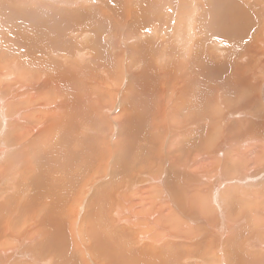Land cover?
Segmentation results:
<instances>
[{
	"label": "bare ground",
	"instance_id": "bare-ground-1",
	"mask_svg": "<svg viewBox=\"0 0 264 264\" xmlns=\"http://www.w3.org/2000/svg\"><path fill=\"white\" fill-rule=\"evenodd\" d=\"M15 1L1 0L0 4L3 7L7 5L11 10H15V7L20 8V4H26L29 11L28 16L25 17L29 23L22 28L31 30L24 33L19 27L8 26V29H11H6L7 32L0 34V62L5 66L0 68V264L50 263L52 257L47 255L40 259L37 258V251L31 246V242L33 243V239L39 236L43 226H48L47 223L43 225L39 214L47 213L46 205L51 202L50 195L56 196L60 191L68 189L64 185L67 178L71 180L67 181L69 189L75 194H73L74 206L72 210H69L70 214L67 217L74 224L77 219L80 220L79 227L78 225L73 226L78 231L75 229L77 231L75 235L73 233L70 235L79 246L80 238L78 240L77 238L81 235L84 238L81 233L84 229L87 233L95 229L96 225L104 223L106 229L103 235L97 239L95 237L94 242L98 243L96 247L100 255L106 257L112 252V255H108L105 260L110 261L115 256V264H137L142 261L150 264L152 260L149 258L151 256L154 258L158 254L153 252V247L151 248L149 243L158 242V236L150 238V232L147 233V231L149 227L158 228L165 225L167 231L176 229L177 232L165 233L168 239L161 244H156L162 249L167 245L168 240L170 242L184 241L179 243L181 249L184 248L192 253L201 246L205 250L207 248L208 254L203 255L202 260L206 264H264V251L258 250L259 252L255 253L247 247L245 249L248 240L251 247L257 248V244L252 245L257 239L254 233L264 231V54L261 53L264 48V24H260L259 27L256 25L259 28L257 36L248 37V31L251 30V27H248L249 17L255 19L258 16L253 14L245 16L244 14L247 8L253 9L251 8L253 6L249 7L246 2L242 5L240 0H205L207 7L205 10L202 8L203 14L210 18V26L217 32L209 37L206 27L196 16L199 4L196 5L194 0H185V2L184 0H173L175 5H168L167 0H122L123 3L113 0L111 4L115 13L119 14L117 16H107L105 13L107 10L100 8L104 7V2L102 6L99 3L108 2V0H85V2H94L93 5L90 2L91 6L88 9L96 10L99 16H92L93 18L90 16L91 19L88 16H77L76 18L73 16L66 20L55 18L66 15L63 14L65 9L54 7L49 2ZM82 1L53 0L55 4L79 3L81 7L83 6ZM253 3L260 6L261 13L264 12V0H253ZM83 9L87 7L79 8L75 12H83ZM47 11L57 13V15H43V12ZM72 12L74 13L73 10ZM9 14L18 16L13 13ZM67 15L72 16V14ZM259 18L261 22L264 21L263 15ZM93 24L96 25L92 28ZM31 27L36 30V33ZM58 28L70 29L66 39L62 40L59 45L62 54L50 50L44 56L39 55L40 58L37 55H31L33 44L41 41L42 35L48 34L49 40L53 42L64 37ZM33 36L36 37L32 38ZM9 39L15 41L19 48L27 49L25 60L20 57L23 51L14 58L7 55L9 50L5 49L6 40ZM224 39L228 41L235 39L236 49H231V53L225 54L226 51L223 49L225 42L223 41L226 40ZM248 40L254 41V45L249 48L248 52H241L238 56H241L243 60L246 58L249 66L252 67L248 70V79L252 87L255 86L252 83L253 80L259 82L255 92L250 85L249 92L246 87L237 91L236 95L231 91L233 97L228 103L226 83L216 80L212 83L214 86L210 94L216 97L217 103L219 97L222 99V107L220 105L219 107L205 106L200 100H192L189 96L196 93L195 87L200 79L199 76L207 77L208 73L211 74L213 57L220 55L230 60L245 47ZM211 42L213 44H210ZM32 69L33 74H31ZM140 69L142 74L133 75L134 71ZM107 70H110V73H107ZM214 76L216 79L219 78ZM105 77L112 79L118 85L119 83L122 85L124 81L126 83L133 81V88H130L132 89L130 91L126 87L123 92L117 88V95L119 96L120 93L123 97L117 98L116 101L114 97L111 104L108 102L109 105L101 104L99 97L105 99L101 94L103 89L101 88L100 96L96 98L94 91L98 88H94L92 84H97ZM169 79H172L171 82L166 84ZM171 87H173V93L170 98L172 95L177 96L168 111L170 114L173 109L176 110L172 114L177 118L174 126L184 124L190 129V124H197L198 128H202L204 123L202 124L201 121L204 117H198V113L206 116H209L208 113H214L215 116H221L220 122L223 120L222 123L227 125V128L224 129L223 124L221 127V123L216 122L219 121L217 116L218 119L215 117L216 120L212 121L210 129H206L208 130L206 136L200 135L202 139L199 143L195 141L188 144L184 143L185 140L181 141L182 139L177 141L176 137L174 139L170 134L165 137L154 135L153 131L157 128L161 131V123L159 124L158 119L162 116L163 110L167 108L166 104L161 103L166 96L163 88L168 90ZM251 92L252 97L249 102L238 105V103L247 101ZM154 97L160 100L156 111L159 110L158 107H162V111L156 116H153V112L142 116L143 110L140 105H137L135 112H121L123 113L122 117L120 116L121 119L112 116V109L118 105L121 98L124 99L121 104L127 102L128 106L133 108L132 102L140 104L143 100H153ZM232 105L236 107L246 105V109L241 114L248 115L247 120H242L243 118L231 120V114L235 117L234 112L238 114L241 112V110H233ZM94 109L100 113L96 115ZM226 109L229 111L223 115ZM184 114L186 119L180 117ZM137 121L138 123L145 121L146 124L151 122L148 125V131L146 128L147 136L141 135V131L137 129H132L137 140L142 137L148 139L146 143L129 147L126 152V161L124 151L119 153L122 141L118 136L124 126L129 128L133 122L137 124ZM98 124L106 125L101 128ZM184 130L186 129L182 128L181 132ZM191 130L194 131L193 127L189 131ZM103 139H108V142L103 143ZM159 139L164 142V153L160 147L161 144H158ZM185 139L190 140L191 138ZM16 143L27 147L23 151V156L12 153L17 147ZM175 143H177L176 146L178 145L177 148ZM101 146L103 149H100ZM182 146L185 147L187 153L182 150V155L179 156L178 151ZM104 154L108 158L103 162L102 168L99 165V159ZM214 159H217L216 167L218 168L215 172L213 171L214 165L209 166V171L205 170L202 173L195 168L202 161L208 167V163ZM136 161L139 165L142 164L140 168L137 167ZM143 165H150L153 169H147ZM133 167L140 171L134 170ZM20 174L23 178L18 183L17 175ZM141 175L142 180L139 177ZM9 183L11 188L7 189ZM140 183H145L150 188L153 186L150 190L154 192V196L151 195L153 197L150 201V208L144 210V213L137 210L138 202L129 203L131 199L129 200L128 197L121 200L123 195L139 186ZM87 191L98 197V208L97 213L93 210L94 212L92 211L93 213L88 216L90 218L82 224L84 220L81 218L85 212L80 214V206H88L84 205L87 200ZM23 193H28L29 196L27 194L22 197ZM34 196L36 199H42L40 208L38 204V208L34 205L36 204ZM144 196L147 198L149 194L146 193ZM241 196L251 199L245 201ZM60 202L58 201V206ZM141 204L143 205L142 202ZM128 208L135 209V211L131 212L132 214H126ZM59 215L56 216L59 217ZM47 216L51 220L56 218L52 215ZM175 220L184 221L183 223L206 221L207 228L200 236V241L196 238L199 244H189L195 237L193 236L195 232H186L189 229L184 231L176 228ZM245 220L252 229L241 225ZM50 226L52 227V224ZM245 229L249 230L243 233ZM48 231L46 230L45 233L48 234ZM127 238L131 241L130 246H126L124 242ZM247 238L248 240L244 241ZM108 239L109 241L116 239L118 246L109 245L106 241ZM132 239H135L134 242L137 244H141L140 247L144 246L146 250L147 247L150 248L147 251L144 249V253L137 251L138 247ZM144 241L148 242L149 246L144 245ZM172 245L170 248L179 246L172 247ZM80 247L87 248L85 245L81 246V243ZM124 247H129L127 252L123 251ZM88 248L90 249V246ZM258 248L264 250V240L263 243L258 244ZM90 250L88 251L91 252ZM131 253H136L142 260L135 261V257L128 256ZM160 253L162 254L159 251ZM168 253H170L169 250ZM180 253L179 255L182 254ZM216 253L219 254L217 260ZM93 255L96 256L94 251ZM70 256L72 258L73 255ZM83 256L85 259L81 257L83 264H93L91 258L87 257V259L84 253ZM102 264L105 263L102 262ZM174 264H182V262L174 259Z\"/></svg>",
	"mask_w": 264,
	"mask_h": 264
},
{
	"label": "rangeland",
	"instance_id": "rangeland-1",
	"mask_svg": "<svg viewBox=\"0 0 264 264\" xmlns=\"http://www.w3.org/2000/svg\"><path fill=\"white\" fill-rule=\"evenodd\" d=\"M15 1V0H14ZM39 1H46L47 3L49 2V3H51V4H53V6L54 7H58L59 9L61 8L62 10H64L65 12L63 13V14H66V15H62V16H56L57 15V13H53V12H51V11H47L46 13H44L43 12V15H47V16H56L55 18H60V19H62V20H66V19H68V18H71V17H77V16H88L90 19H91V17L93 16H99V13L95 10V11H91L90 9H88V8H90V6H91V3H92V5L94 4V2H85V0H83L82 1V7H81V5L78 3V4H71V2L70 3H68V4H60V3H57V4H55L56 2H53V0H39ZM56 1V0H55ZM97 1H99V0H97ZM96 1V2H97ZM112 1L113 0H108V2L107 1H102L101 3H99L100 5L101 4H103V2H104V7H100L101 9H106L107 10V12H105L106 13V15L107 16H117V15H119V14H116L115 13V10H113L114 8H113V6H112ZM118 2H122V0H117ZM162 1H164V0H162ZM166 1V0H165ZM169 0H167V2L166 3H168V5H175L174 4V1L173 0H170V2H168ZM195 1V3H196V5L197 4H199V11L197 12V14H196V16H197V18H198V20L206 27L205 29H206V31H207V34H208V36L209 37H212L213 35H215V34H217V32H215L214 30H212V28H211V26H210V18L209 17H207L205 14H203V11H202V8L205 10V8L207 7V5H206V1L205 0H194ZM212 1V0H211ZM242 3V5H245L244 3L246 2V4H248V6L249 7H251V6H253V7H251V8H253V9H246V11H245V16H252L251 14H253V15H255V16H258L257 18H250L249 17V25H248V27H251V30H249L248 32H249V34H248V37L250 36V37H255V36H257V34H259V32H258V29L259 28H257L256 27V25H258V27H259V25L260 24H264V21H262L261 22V19L259 18V16H262L263 15V18H264V12H262L261 13V8H260V6L259 5H254V3H253V0H240ZM0 2H1V0H0ZM16 2V1H15ZM172 2V3H171ZM184 2H185V0H184ZM98 3V2H97ZM106 3V4H105ZM123 3V2H122ZM201 3H203V5H201ZM6 7H3L2 6V4H0V34L1 33H4V32H7V30H10L11 28H9L8 29V26H14V27H19V28H21L23 31H24V33H27L28 31H30L31 29L30 28H22V27H25V25L26 24H28L29 23V20L25 17V16H28V11H29V8H27L26 7V4H20L19 5V7L20 8H17V7H15V10H11L7 5H5ZM102 6V5H101ZM109 6V7H108ZM124 6H126V5H124ZM203 6V7H202ZM35 7H37V6H35ZM84 7H87V9H83V12L82 11H78V12H75V11H77V9H79V8H84ZM98 7V6H97ZM106 7V8H105ZM257 7H259V8H257ZM37 8H39V7H37ZM111 8V9H110ZM69 9V10H68ZM19 10H21L20 12H16V11H19ZM69 11V12H67V11ZM72 10L74 11V13L72 12ZM255 10V11H254ZM55 12V11H54ZM9 13H13V14H15V15H18V16H11V14H9ZM112 13H114V14H112ZM206 13H208V12H206ZM255 13V14H254ZM67 14H72V16H68ZM112 14V15H111ZM205 15V16H203V15ZM262 14V15H261ZM11 16V17H10ZM91 16V17H90ZM92 17V18H93ZM75 18H73V19H75ZM204 18H206V19H204ZM209 19V20H208ZM49 20V19H48ZM251 21V22H250ZM255 22H256V24H255ZM259 22V23H258ZM253 23V24H252ZM255 24V25H254ZM94 25H96V24H93L92 25V28L94 27ZM245 25V24H244ZM252 25V26H251ZM30 27V26H29ZM32 28V27H31ZM7 29V30H6ZM16 29V28H15ZM33 30H34V32L36 33V30L34 29V28H32ZM59 30H60V32H61V34L62 35H64V37H61V39L60 40H58L57 42H53V41H50L49 40V36H48V34L47 35H42L43 36V38H42V40L41 41H36L34 44H33V47H32V49H31V55H37V56H39V55H45V53H47V51H50V50H54L57 54H62V52L60 51V42L62 41V40H64V39H66V37H67V35L69 34V32H70V29L69 30H66V28H58ZM210 31V32H209ZM247 31V30H246ZM245 31V32H246ZM242 32V31H241ZM254 34V35H253ZM37 36V35H36ZM36 36H33L32 38H35ZM1 37V36H0ZM264 37V36H263ZM224 40H226L227 41V43H226V41H223V42H225L224 44H223V46H225L223 49L226 51L225 52V54L226 53H231L232 52V50L231 49H236L235 48V45H234V43H235V39H233V41H228V39H224ZM6 42H7V46H6V48H5V46H3V48H5V49H7V50H9V51H11V52H9V51H7L8 53H7V55H9L10 57H12V58H14V57H17V54H19L20 52H22L21 53V55H20V57H21V59L22 60H25L26 58H27V55H26V53L25 52H27V49L25 48L24 50L23 49H21V48H19L17 45H16V43H15V41H13V40H11V39H9V40H6ZM229 42V43H228ZM210 44H213V42H211ZM230 44H232V45H230ZM252 45H254V41L253 42H250L249 40L247 41V44L245 45V47L240 51V52H238V53H236L234 56H233V58H231L230 60H231V65L229 66V63H230V60L228 59V57H223V56H220V55H215L214 57H213V68L212 69H210L211 71H210V73L211 74H209L208 73V76L206 77L205 75H200L199 77H200V79L198 80V83H197V87H195V91H196V93H194L193 95H191V96H189L192 100H200V102H201V104L203 105H212L213 107H219V105H220V107H222V99L219 97L218 98V103L215 101V98L216 97H214V95H212V94H210V91H213L212 90V88H213V86H214V84H212L213 82H216V80H218V81H224L225 83H226V85H227V91H228V96L226 97V99H227V101H229V100H231V97H233V93L232 92H235V95H236V93H237V91H239V90H242L243 89V87H246V89L248 90V92L250 91L249 90V85H250V87L253 89V91L255 92V90H256V86L258 85V81L257 80H253L252 81V83L253 84H255V86L254 87H252L251 86V83H250V81H249V74H248V70H250L252 67H250L249 66V64H248V61H246V58H244V60L241 58V56L239 57L238 55H240V53L241 52H248L249 51V48L252 46ZM229 46V47H228ZM230 48V49H229ZM238 48H240V46L238 47ZM237 48V49H238ZM242 48V47H241ZM263 50H264V48H263ZM262 50V55L264 54V51ZM228 51V52H227ZM231 51V52H230ZM261 53H259V54H261ZM224 54V55H225ZM217 56V57H216ZM63 57V56H62ZM39 58H40V56H39ZM64 58V57H63ZM259 58V57H258ZM258 58H257V60H258ZM223 59V60H222ZM226 59V60H225ZM242 60V61H241ZM254 60V59H253ZM252 60V61H253ZM218 61V62H217ZM227 62V63H223V62ZM255 62V61H254ZM215 63V64H214ZM123 64V66H124V63H122ZM217 64V65H216ZM224 64H225V66H224ZM0 65H1V67L0 68H4L5 66L3 65V64H1V62H0ZM215 65H216V67H215ZM4 66V67H3ZM233 66V67H232ZM224 67H227V68H224ZM215 68V69H214ZM225 70V71H224ZM238 70V71H237ZM32 71V73L31 74H33V72H34V70L32 69L31 70ZM199 71V70H198ZM236 73H235V72ZM141 72V69L140 70H138V71H134L133 72V75H140V74H142V73H140ZM225 72V73H224ZM228 72H229V75H228ZM232 72V73H231ZM107 73H110V70H107ZM99 75H100V72L98 73ZM213 75H216V76H218L219 78H217L216 79V77L214 76L213 77ZM233 75V76H232ZM237 75H239V76H237ZM243 76H246V77H243ZM238 77V78H237ZM246 80H244V79ZM214 79V80H213ZM241 79V80H240ZM166 80H167V77H166ZM166 80H164V82H166ZM171 80L172 79H169L167 82H166V84H168V83H170L171 82ZM103 81V82H102ZM199 81H200V84H199ZM228 81V82H227ZM235 81V82H234ZM99 82V83H98ZM97 82V84H92V86L94 87V88H98L96 91H94L95 92V97L97 96H100V94H99V92H101V90L103 89V93L101 92V94H103L102 96L105 98V99H101V96L99 97L100 98V100H101V104H108L109 105V103L111 104L112 103V99L115 97L116 99H114V101H116L117 100V98H119V97H121L122 95L119 93V96L117 95V91H116V89L118 88V90H120L121 92H123V91H125V89H126V87H128V89L130 90V88H133V81H128L129 83H126L125 81V83L123 82L122 83V85H120L121 83H119V85L115 82V81H113L112 79H110V78H107V77H105V79L104 80H99ZM132 82V83H131ZM238 82V83H237ZM243 82V83H242ZM103 83V84H102ZM236 83V84H235ZM100 84V85H99ZM99 85V86H98ZM129 85V86H128ZM206 85V86H205ZM238 85H240V86H238ZM118 86V87H117ZM119 86H120V88H119ZM108 87H110L109 88V90H108ZM122 87H123V89H122ZM102 88V89H101ZM106 88V90L108 91H106V90H104ZM125 88V89H124ZM220 88V87H219ZM153 89H154V86H153ZM229 89V90H228ZM132 90V89H131ZM130 90V91H131ZM236 90V91H235ZM105 91H106V93H105ZM163 91H166V96L163 98V100L161 101V103L162 104H166V106H167V108L165 109V110H163L164 112L162 113V116L161 117H159V119H158V122H159V124L161 123V131L157 128L156 130H154L153 131V134L154 135H157L158 137H161V136H163L164 135V137L166 136V135H168V134H170V135H172L171 137H174V139H175V137H176V139H177V141L178 140H180V139H182L181 141H184L185 140V142L184 143H188V144H190V143H193V142H197V143H199V141L202 139L201 137L202 136H206V133H208V130L210 129V126L212 125V121L214 122L216 119H218V117H219V121H216V122H220V119H221V116H218V115H216L215 116V114L214 113H212V114H209L208 113V115L209 116H206V115H203V114H201V113H198V117L200 116V118H202L201 116H203L204 117V120L203 121H201V123L203 124V127L202 128H198V126H197V124H190V123H188V124H190V126L189 127H191L190 129H192V127H193V130L195 129V128H198L196 131L194 130V131H189L190 129L189 128H186V125H182V126H180V124L179 125H175L174 126V123L176 122V119L177 118H175V117H173L172 116V114L174 113V111H176L175 109H173L172 111H171V113L170 114H168V111H169V109L171 108V105L173 104V102L176 100V95H172V97L170 98V95L173 93V87H171L170 89H168L167 90V88L165 89V88H163ZM232 91V92H231ZM220 93V92H219ZM232 93V94H231ZM105 94V95H104ZM125 95V94H124ZM206 96V97H205ZM96 97V98H97ZM123 97V96H122ZM251 97H252V92H251V94H249V99L247 100V101H245V102H243V103H238V105H240V104H245V103H248L249 102V100L251 99ZM174 98V99H173ZM196 98H198V99H196ZM173 99V100H172ZM104 100V101H103ZM107 100V101H106ZM121 101H118V105H116L115 107H114V109H112L113 111H112V116L113 117H115L116 119H121V114H123V113H121V112H128V113H130V112H135V109H136V107H137V105H140V107L142 108V110H143V114H142V116H145V115H149L151 112H153V116L155 115H157L158 114V112H160V111H162L161 109H162V107H158V111H156V109H157V106H158V103L160 102V100L157 98V97H154L153 98V100L152 99H148V100H143L140 104H138V102H132L131 104L134 106L133 108H130L129 106H128V103L126 102V101H124V102H126L125 104H121L122 103V101L124 100H122V98L120 99ZM109 102V103H108ZM207 102V103H206ZM214 102H216V103H214ZM231 101H229L228 103H230ZM209 103V104H208ZM100 104V105H101ZM231 104H233V103H231ZM107 105V106H108ZM122 105V106H121ZM217 105V106H216ZM253 105H254V103H253ZM121 106V107H120ZM166 106H164V108L166 107ZM123 107V108H122ZM116 108V109H115ZM118 108V109H117ZM232 108H233V110L235 109L236 111L237 110H241V112H240V114H238L237 112H234V113H236L235 114V117L231 114V116H230V118H232L231 120H234V119H237V118H243L242 120H247V116L248 115H246L245 113L244 114H241L242 113V111L244 110V109H246V105L244 106V107H236V105H232ZM200 109H201V107H200ZM124 110V111H123ZM184 111H187V110H184ZM227 111V112H226ZM228 109H226L225 110V112H224V114L223 115H225V113L227 114L228 113ZM94 113L97 115V114H99L100 112L98 111V110H95L94 109ZM92 116V115H91ZM119 116V117H118ZM121 116V117H120ZM141 116V117H142ZM206 116V117H205ZM218 116V117H217ZM242 116V117H241ZM181 118H183V117H185V119L187 118L186 116H185V114L184 115H182V116H180ZM215 117H217L216 119H215ZM234 118V119H233ZM249 118H251V117H249ZM222 121L223 120H221V127H223L222 126ZM151 122H152V119H151ZM151 122L150 123H145V121L144 122H140L139 121V123H138V121H137V124H134V122L130 125L131 127H129V128H127L126 126H124V128H123V130H122V132L119 134V139H120V141H122V146H120V152L119 153H121V152H123L124 151V158H125V160L127 161V157H126V152H128V148L129 147H131V146H136V145H139L140 143L141 144H143V143H146L147 142V139L148 138H144V137H142V138H139L138 140H137V137L134 135V133L132 132V129L134 128V129H137V130H139V131H141V135H145V136H147L146 134H145V132H146V128H147V131H148V125H150L151 124ZM206 122V123H205ZM141 123V124H140ZM208 123V125H205V124H207ZM226 124H227V122H226ZM101 128L102 127H105V125H100V124H98ZM136 125V127H133V126H135ZM164 125V126H163ZM192 125V126H191ZM224 125V124H223ZM43 126H41V128H42ZM175 128H177V129H179V131H177ZM182 128H185L186 130H184L183 132H181L182 131ZM225 128H227V125H224V129ZM169 129H171L170 131H169ZM206 129H208V130H206ZM202 131V132H201ZM206 131V132H205ZM192 132H195V133H192ZM203 133H205V134H203ZM202 134V136H200ZM168 138H170V137H168ZM185 138H191L190 140L189 139H185ZM164 139V138H163ZM193 139V140H192ZM159 141V142H158ZM157 142H158V144L160 145V147H162V152L164 153V150H163V145H164V142L163 141H161L160 139L158 140ZM106 142H108V139H103V143H106ZM176 144L177 143H175V147L177 148L178 147V145L176 146ZM16 145H17V147L15 148V147H13V152L12 153H17V154H20V155H24V149H27V147L25 146V145H21V146H19V144L18 143H16ZM21 147V148H20ZM183 146L181 147V149H180V151H178V153H179V156H181L182 155V150H184V152L185 153H187L186 151H185V147L183 148ZM100 149H103V146H101L100 147ZM193 151H195L196 152V150H193ZM23 152V153H22ZM11 153V154H12ZM8 155V154H7ZM138 156H140V154H138ZM158 157H161V156H159L158 155ZM157 157V158H158ZM23 158V157H22ZM107 158H108V156L106 155V154H104V156L101 158L100 157V159H99V165L100 166H102V168H103V162L105 161V160H107ZM156 158V159H157ZM155 159V160H156ZM154 160V161H155ZM192 161V160H191ZM204 161H202L201 163H199L200 165L198 166V167H195L198 171H199V173H202V172H204L205 170H210V167H212V165H214V168H213V171L215 172L218 168L216 167V164H217V159H214V160H212L211 162H209L208 163V167H206L205 165H204V163H203ZM136 164L138 165L137 167H141V165L142 164H140L139 165V162L138 161H136ZM153 164V163H152ZM130 165H132V164H130ZM145 168H147V169H151V166L150 165H148V166H145V165H143ZM210 166V167H209ZM153 167V166H152ZM174 168V167H173ZM176 168V167H175ZM204 168V169H203ZM133 169L134 170H138L137 168H135V167H133ZM153 169V168H152ZM151 169V170H152ZM138 171H140V170H138ZM170 173V172H169ZM11 176H12V174H11ZM10 176V177H11ZM139 177H141L140 179L142 180V175L141 176H139ZM21 178H23L22 177V175L20 174L19 176L17 175V180L16 181H18V183H19V181H20V179ZM68 179V178H67ZM66 179V181L63 183L65 186H67V188L68 189H64V191H60V193H58L56 196H52V195H50V200H51V202H48L49 204H47L46 205V211H47V213H45V212H42V213H40L39 214V216H41V222L43 223V225H44V223H47L46 225H48V226H43V227H40V228H43L41 231H40V233H39V236L36 238V239H33V243L31 242V246L33 247V248H35L36 249V251H37V258H42V257H45L46 255L48 256V257H52L51 259H50V263H48V264H73L74 262L75 263H77V264H80L81 262V264H83V259H84V256H83V253H84V255H85V257L87 258H91V261L93 262V264H102V262L103 263H105V264H115L114 263V260H115V256H113L112 257V259L109 261V260H105L106 259V257H108V255H112V252H110V253H108L107 255H106V257H104V256H102V255H100V253H99V251H97V247L96 246H98V243H96V242H94V238L96 237V239L98 238V237H101L102 235H103V233H104V230L106 229V225L103 223V224H99V225H96V227H95V229H92V230H90V231H88L87 233H85V229L81 232L82 234H83V237L84 238H82V235L80 236V237H78L77 238V240L79 239V246L75 243V241H74V239L71 237V235L70 234H72L73 233V235H75V233L78 231L76 228H74V227H76L77 225H78V227L80 226V220H76V222H75V224L74 223H72L71 222V220H69V218L67 217V215L68 214H70V212H69V210L71 209L72 210V207L74 206V192H72V190H70L69 189V182H67V181H71V180H67ZM195 180L198 182V180H197V178H195ZM233 182V181H232ZM141 185V186H140ZM140 185L139 186H137V187H135L134 189H131V190H129L128 191V193L127 194H125V195H123V197H122V199L121 200H123V198L124 197H128V199L130 200V202H129V200L127 199V203L129 202V203H133V201L134 202H138V205H136V208H137V210L139 211V212H142V213H144V210H148L150 207V201H151V199H152V197L154 196V192H152L153 190H150L151 188L153 189V186H151V188H150V186H148V185H146L145 183H140ZM1 186V185H0ZM8 187L9 188H11V186H10V183H9V185L6 187L7 189H8ZM81 187V186H80ZM137 188V189H136ZM142 189V190H141ZM69 190V191H68ZM139 190H141L140 192H139ZM13 191V190H12ZM141 192H142V194H141ZM145 192V193H144ZM151 192V193H150ZM8 193V192H7ZM10 193V192H9ZM144 193V194H143ZM146 193H148L149 194V196L146 198L144 195L146 194ZM1 194H3V193H1ZM28 193H23L22 194V197H24L25 195H27ZM74 194V195H73ZM136 194V195H135ZM153 194V196H151ZM90 195V196H89ZM129 195V196H128ZM138 195V196H137ZM28 196H29V194H28ZM32 196V195H31ZM59 196H60V198H59ZM21 197V198H22ZM35 197V203L36 204H34V205H36L37 206V204L39 205V208L41 207L40 206V204L43 202L42 201V199H36V196H34ZM136 197V198H135ZM138 197H140V198H142V199H140V198H138ZM144 197V198H143ZM151 197V198H150ZM241 197H243L244 198V196H241ZM90 198H91V200H90ZM89 199V200H88ZM135 199V200H134ZM139 200V201H137V200ZM249 199H251V198H244V200L245 201H248ZM0 200H1V198H0ZM38 200V201H37ZM145 200V202H143ZM148 200V201H147ZM58 201H61L62 202V204H61V202H60V205L58 206ZM88 201V202H87ZM97 201H98V197L96 196V195H94V194H92V193H90V192H88L87 191V200H85V203H84V205H88L87 207L85 206V207H83V205H81L80 207H81V209H80V214L82 215V213L83 212H85V213H83V214H85L81 219H83L84 221L82 222V224H84L85 223V221L87 220V219H89L90 217H88L89 215H91L94 211H96V212H94V213H97V208H98V203H97ZM90 202V203H89ZM141 202L143 203V205L141 204ZM146 202H148V203H146ZM53 204L55 205V206H53ZM83 204V203H82ZM143 206L142 208H141V206ZM57 206H58V208H57ZM91 208H90V207ZM95 206V207H94ZM148 208H147V207ZM93 207L96 209H93ZM146 207V208H145ZM37 208H38V206H37ZM83 208H85V209H83ZM235 210H236V208H234ZM51 210V211H50ZM63 210V211H62ZM84 210V211H83ZM94 210V211H93ZM130 210V211H129ZM87 211V212H86ZM93 211V212H92ZM135 211V209H129L128 208V210H127V212H126V214H130L131 212L133 213ZM67 212V213H66ZM231 212V211H230ZM232 212H233V209H232ZM131 213V214H132ZM59 215V217L58 216H56V215ZM63 214V215H62ZM47 215H52L54 218H55V220H51L50 218H49V216H47ZM81 215H80V217H81ZM87 215V216H86ZM109 215H110V210H109ZM262 215V214H261ZM44 217V218H43ZM61 218V219H60ZM45 219V220H44ZM60 220V221H59ZM205 220V219H204ZM204 220H201V221H191V222H185V223H183L184 221H177V220H175L176 221V223H174L175 224V226H176V228H180V229H182V230H184V231H186L187 229H189L188 231H186V232H190V231H194L195 232V234L193 235V236H195L193 239H192V241L189 243V244H192V245H197V244H199V243H197L196 242V238H198L197 240H199V238H201L200 236L201 235H203V233H204V229L205 228H207V223H206V221H204ZM45 221H47V222H45ZM246 221L247 220H245V221H243L244 223L243 224H241V225H244L246 228H248L249 227V229H252L251 228V225H249L248 223H246ZM49 222V223H48ZM59 222V223H58ZM69 222V223H68ZM52 224V227L50 226L49 227V225H51ZM57 226V228L59 229H57L56 228V226L54 225V224ZM71 223V224H70ZM71 226H70V225ZM81 224V225H82ZM171 224V223H170ZM54 226V227H53ZM74 226V227H73ZM181 226H185V227H181ZM195 226V227H194ZM199 226V227H198ZM71 227V228H70ZM48 228V229H47ZM56 229V230H54V229ZM150 228V229H149ZM148 229L150 230H148L147 231V233H149L150 234V238L151 237H156V236H158L157 237V239H158V242H156V241H153V243L155 244H151V243H149V245H150V247L152 248V250H153V252L154 253H156V254H158V255H155L154 256V258H152L153 256H151V258H149V260H152L151 261V263L150 264H174V259H176L177 261H180L181 260V262H182V264H204L205 262H203L202 260H203V255H207L208 254V251H207V248H206V250L205 249H203V247L201 246V248L199 249H196V250H194L193 251V253H192V251H186L184 248L183 249H181V247H180V245H179V243L180 242H184V241H180V242H178V241H173V242H170L169 240V243H174L173 245H172V247L175 245V246H177V245H179V246H177L176 248H178V250L176 249V248H170V246L171 245H169V243H168V241H167V245H165L164 247H163V249L161 248V246H158V245H156L157 243L158 244H161V242L163 243V242H165L168 238L166 237V235H165V233H168V232H177V230L176 229H172V230H169V231H167L166 229H167V226H165V225H162V226H160V227H158V228H152V227H149ZM151 228H152V230H153V232H152V230H151ZM161 228V229H160ZM200 228H201V231H200ZM50 229V230H49ZM75 229L77 230V231H75ZM160 229V230H159ZM203 229V230H202ZM249 229H245L244 231H243V233H246ZM262 229V228H261ZM48 231V234H46L45 233V231ZM73 230V231H72ZM147 230V229H146ZM165 231H167V232H165ZM59 233V234H58ZM160 233V234H159ZM197 233V234H196ZM198 233H199V235H198ZM251 233V232H250ZM44 234V235H43ZM51 234V235H50ZM254 235H255V238L257 237V239H255L254 240V242L252 243V245H256L257 244V248L255 247V248H253V247H251L250 245L251 244H249V240H248V238L247 239H245L244 241H246V240H248L247 242H248V244H245V249H246V247H247V249L248 250H251V251H253V252H255V253H258L259 251H264V250H260L261 248H258V244L259 243H263V238H264V231L263 230H261V231H259V232H255L254 233ZM45 236V237H44ZM198 236V237H197ZM213 236V235H212ZM66 237H67V239H66ZM69 237V238H68ZM72 238V239H71ZM38 239V240H37ZM58 239H60V240H58ZM66 239V240H65ZM117 239V238H116ZM116 239H113V240H111V241H109L110 239H108V240H106L107 242H108V244L110 245H114V246H118V244H117V242H116ZM165 239V240H164ZM259 239H262V240H259ZM40 241V242H39ZM49 241V242H48ZM66 241V242H65ZM67 241H69V242H67ZM82 241V242H81ZM127 241H129V242H127ZM132 241H133V243L134 244H136L137 246L136 247H138L137 248V251H141V252H143L144 251V249L146 250V248L144 247V246H142V247H140V245L139 244H137L136 242H134L135 241V239H132ZM172 241V240H171ZM195 241V242H194ZM200 241V240H199ZM252 241V240H251ZM256 241V242H255ZM77 242V243H78ZM125 243H126V246H130L131 245V241L127 238V240L126 241H124ZM36 243H38V245L36 244ZM69 243V244H68ZM80 243H81V246H86L87 248L90 246V249L88 248H81L80 247ZM86 243H88V244H86ZM145 243V241L143 242V244ZM148 243V242H147ZM147 243H145L144 245H147V246H149ZM37 246H36V245ZM71 244H72V246H71ZM73 244H74V247H73ZM83 244V245H82ZM52 245V246H51ZM54 245H55V247H54ZM66 247H65V246ZM68 245H70V246H68ZM154 245V246H153ZM183 245H185V244H183ZM186 245H188V243L186 244ZM79 248H78V247ZM37 247V248H36ZM51 247H52V249H51ZM54 247V248H53ZM68 247H70V249L68 248ZM77 247V248H76ZM111 247V246H110ZM150 247H147V250L150 248ZM61 248V249H60ZM72 248V249H71ZM128 248L129 247H124L123 248V251L124 252H127V250H128ZM132 248H135V246H132ZM74 249H76V250H74ZM81 249V250H80ZM83 249V250H82ZM111 249V248H110ZM157 251H156V250ZM88 250H90L91 252H89ZM146 250V251H147ZM151 250V251H152ZM168 250H169V252L170 253H168ZM171 250V251H170ZM172 250H173V252H172ZM177 250V251H176ZM202 250H203V252H202ZM259 250V251H258ZM39 251V252H38ZM45 251V252H44ZM53 251V252H52ZM79 251V252H78ZM81 251H82V253H81ZM93 251L95 252V255L96 256H94L93 255ZM145 251V252H146ZM159 251L160 252H162V254L160 253L159 254ZM180 251H181V253H180ZM207 251V252H206ZM152 252V253H153ZM175 252V253H174ZM188 252H189V254H188ZM196 254H195V253ZM46 253V254H45ZM62 253H64V254H62ZM71 253H73V254H71ZM81 254V256H80V254ZM91 253V254H90ZM144 253V252H143ZM177 253V254H176ZM179 253L181 254V255H183V256H181V255H179ZM192 253V254H191ZM264 253V252H263ZM44 254V255H43ZM74 254H77V255H74ZM171 254V255H170ZM185 254V255H184ZM52 255V256H51ZM70 255H73L72 256V258H70L71 256ZM79 255V257H77ZM167 255V256H166ZM56 256V257H55ZM64 256V257H63ZM67 256H68V258H67ZM93 256V257H92ZM128 256H131V258H134V260L135 261H141L142 259L139 257L138 258V256H137V254L136 253H131L130 255H128ZM169 256V257H168ZM216 260L218 259V257H219V254L218 253H216ZM74 257H75V259H74ZM83 259H82V258ZM158 259H157V258ZM67 258V259H66ZM79 260H78V259ZM87 258V259H88ZM137 258V259H136ZM174 258V259H173ZM62 259V260H61ZM81 259V260H80ZM92 259H94V261L92 260ZM108 259V258H107ZM162 259V260H161ZM56 260H57V262H56ZM65 260V261H64ZM69 262H68V261ZM85 260V259H84ZM164 260V261H163ZM185 260V261H184ZM195 262H194V261ZM81 261V262H80ZM96 261V262H95ZM153 261H155V262H153ZM53 262V263H52ZM62 262V263H61ZM79 262V263H78ZM144 264H145V262L144 261H142ZM137 263V264H143V263ZM160 262V263H159ZM168 262V263H167ZM91 263V262H90ZM148 264V263H147ZM206 264V263H205Z\"/></svg>",
	"mask_w": 264,
	"mask_h": 264
}]
</instances>
